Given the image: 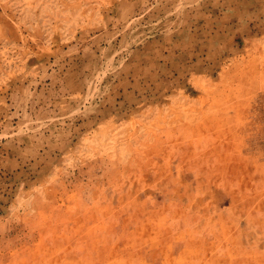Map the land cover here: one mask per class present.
<instances>
[{
    "label": "rangeland",
    "instance_id": "rangeland-1",
    "mask_svg": "<svg viewBox=\"0 0 264 264\" xmlns=\"http://www.w3.org/2000/svg\"><path fill=\"white\" fill-rule=\"evenodd\" d=\"M0 264H264V0H0Z\"/></svg>",
    "mask_w": 264,
    "mask_h": 264
}]
</instances>
